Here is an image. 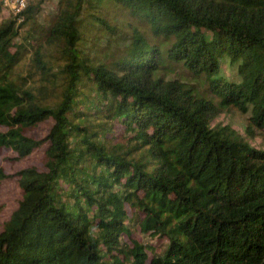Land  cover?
<instances>
[{"label":"trees","instance_id":"trees-1","mask_svg":"<svg viewBox=\"0 0 264 264\" xmlns=\"http://www.w3.org/2000/svg\"><path fill=\"white\" fill-rule=\"evenodd\" d=\"M42 5L0 0V152L43 153L0 169V264H264V0H59L39 27Z\"/></svg>","mask_w":264,"mask_h":264},{"label":"rangeland","instance_id":"rangeland-1","mask_svg":"<svg viewBox=\"0 0 264 264\" xmlns=\"http://www.w3.org/2000/svg\"><path fill=\"white\" fill-rule=\"evenodd\" d=\"M58 2L59 0H43V5L41 6V11L37 20V25L39 27L41 25L44 26L46 22L48 23L56 14ZM108 16L111 17L112 20H115L119 24L123 25L126 32L130 31L126 30L128 24L142 32L144 36L146 35L151 42L155 40V38L150 34L149 25L142 23L139 19L121 14L120 10L111 11L108 13ZM87 46L89 47L90 44ZM106 53L109 54L106 58L112 59L117 57L121 53V50L118 46H113L111 49L106 51ZM246 122L247 120L245 116L240 115L236 110H231L220 115L215 120L214 124L220 123L222 125H230L234 130L239 132L241 135H244L242 127L246 124ZM50 125V123L42 124L38 129L29 133V136L37 140L45 137L50 129ZM250 143L252 145H258L259 141H250ZM14 158L15 155L10 151L3 150L0 152V169H2L7 175H12L22 169L32 166L42 169L43 153L40 151L34 152L31 156L19 162L13 161ZM20 197L21 190L16 182V179L7 180L2 183L0 187V225L9 219L11 213L17 207V200H19Z\"/></svg>","mask_w":264,"mask_h":264},{"label":"built area","instance_id":"built-area-1","mask_svg":"<svg viewBox=\"0 0 264 264\" xmlns=\"http://www.w3.org/2000/svg\"><path fill=\"white\" fill-rule=\"evenodd\" d=\"M30 0H1L3 7L13 15L23 12Z\"/></svg>","mask_w":264,"mask_h":264}]
</instances>
